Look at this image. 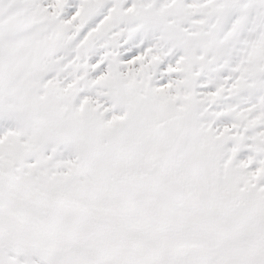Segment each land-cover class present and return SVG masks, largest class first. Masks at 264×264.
Masks as SVG:
<instances>
[{
  "label": "snow or ice",
  "instance_id": "1",
  "mask_svg": "<svg viewBox=\"0 0 264 264\" xmlns=\"http://www.w3.org/2000/svg\"><path fill=\"white\" fill-rule=\"evenodd\" d=\"M0 264H264V0H0Z\"/></svg>",
  "mask_w": 264,
  "mask_h": 264
}]
</instances>
